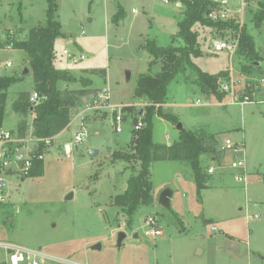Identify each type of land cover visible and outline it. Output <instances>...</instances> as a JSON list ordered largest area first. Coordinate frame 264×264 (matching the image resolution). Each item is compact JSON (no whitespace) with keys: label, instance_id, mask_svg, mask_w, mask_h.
Listing matches in <instances>:
<instances>
[{"label":"rangeland","instance_id":"374dc122","mask_svg":"<svg viewBox=\"0 0 264 264\" xmlns=\"http://www.w3.org/2000/svg\"><path fill=\"white\" fill-rule=\"evenodd\" d=\"M263 2L249 0L245 17L257 60L214 51L213 32L196 24L200 55L190 56L196 69L187 66L167 85L163 112L176 117L184 129L208 130L220 143L217 160L201 159L206 170H214L207 187L199 190L190 168L180 162H154L149 170L154 203L129 216L114 199L142 170L140 161L124 158L134 154L132 131L139 122L145 125L148 108L135 91L140 77L156 74L162 67L146 46H186L178 35L184 8L164 0H0V77L19 80L6 92L3 128L18 131L20 118L11 106L19 93L35 92L30 58L10 42L26 40L30 30L47 24L50 14L61 32L53 41V66L77 79L90 78L91 90H109L110 104L73 112L69 127L45 151L43 176L8 177V195L0 203V241L80 264H264V87L259 86L264 79V23L258 29L253 21ZM119 10L124 17L116 22ZM64 51L85 59L74 62ZM9 61L12 67L7 68ZM25 69L28 76H22ZM198 69L210 75L232 71L239 93L254 84L252 100L243 106H223L215 97H207L196 84ZM58 88L78 89L80 84L59 82ZM116 115L122 117L119 133ZM33 119V115L28 118L30 130ZM79 133H87V138L74 144ZM179 137L176 125L155 111L152 143L172 144ZM226 140L241 152L222 151ZM66 143L74 144L71 159L64 154ZM91 150L98 151L96 156H90ZM239 160L245 162V183L236 180L238 171L230 167ZM165 189L173 192L169 209L159 204ZM68 194L72 198L66 201ZM150 217L156 227L147 226ZM157 229L162 234L154 236ZM121 231L127 238L118 249ZM136 231L139 237L133 239ZM227 236L239 243V255L225 248ZM97 244L101 249L93 250Z\"/></svg>","mask_w":264,"mask_h":264},{"label":"trees","instance_id":"16d2710c","mask_svg":"<svg viewBox=\"0 0 264 264\" xmlns=\"http://www.w3.org/2000/svg\"><path fill=\"white\" fill-rule=\"evenodd\" d=\"M207 2L206 0L183 1L184 18L179 22L178 35L185 41L186 46L183 48H162L157 47L155 43H149L146 46L154 56V60L161 62L162 67L161 71L156 74L140 77L135 91L136 97L144 98L148 102V108L143 117L144 127L138 131L135 129L132 131L131 147L134 154H128L124 158L128 161L134 159L140 161L142 170L138 176L128 181L127 190L114 199V204L129 216L135 214L138 207L142 205L149 206L154 203L149 175L150 167L154 162L176 161L186 165L190 168L198 189L201 190L207 187L210 180L208 169L206 170L202 165V157L211 156L216 160L218 159L220 143L213 134L203 128L196 131L184 129V131L179 132V140L171 145L154 144L151 141L152 118L155 111L174 125L177 126L179 123L176 121V117L164 113L162 106L167 98V85L178 72L184 71L187 66H191L194 71L196 69L190 61L192 54H195V56L200 55V50L196 47L197 36L193 27L196 24H202L207 26L211 32L234 27L230 24H216L207 21L203 16ZM122 17H124L123 11L119 10L114 20L118 22ZM253 21L258 29L262 27L264 23V2L260 4ZM60 34V23L50 14L47 24L30 30L26 40H11L12 42H10L14 49L23 50L29 56L34 75L35 92L41 97H46L39 105H35L30 100L31 94L26 92L18 94L11 110L20 118L18 132L21 135L28 132V118L33 115L34 137L38 140L50 139L53 141L55 137L69 127L73 112L84 107L89 97L92 99L97 96V90H91L92 81L90 78L81 77L77 79L70 72L58 70L53 66V41ZM239 53L253 60L259 58L247 29L243 31ZM98 73L105 74L102 71ZM195 73H197L196 84L201 92L209 98L215 97L222 103L226 98V94L220 90L219 79H226L228 72L210 75L198 69ZM18 81V79L6 80L0 77V128L5 116L6 92ZM59 82L79 83L80 88L60 90L58 88ZM246 94L252 95L250 90ZM134 119L136 123L138 117ZM45 148L47 147L42 144L39 150L42 151ZM44 171L45 161H40L34 168L31 177H41L44 175ZM227 238L234 240L230 236H227Z\"/></svg>","mask_w":264,"mask_h":264},{"label":"built area","instance_id":"2783aa9c","mask_svg":"<svg viewBox=\"0 0 264 264\" xmlns=\"http://www.w3.org/2000/svg\"><path fill=\"white\" fill-rule=\"evenodd\" d=\"M183 1L194 2L195 0H164L166 4L174 2L176 6L184 8ZM208 1L206 9L203 13L204 18L216 24H230L234 27L226 28L222 31L215 30L213 32L215 39L211 43L214 51H227L232 58L240 49L242 34L244 29H247L245 17L249 0H206ZM136 13V11L134 10ZM74 62L83 61L84 55L74 56L67 51H64ZM74 56V57H73ZM6 67H12V62H7ZM220 90L226 94L225 100L221 103L223 106L240 105L243 106L252 100V95L239 93L236 87V80L232 75V71H228V77L219 79ZM260 87H264V79L259 83ZM254 84H248L246 90L253 91ZM253 94V93H252ZM46 97H41L37 92L31 95V102L39 105ZM200 103V101H198ZM88 110H99L101 108H109V90L103 89L97 92V96L92 98L90 103L85 104ZM116 131L121 132L119 124L122 122V117L115 116ZM144 127L142 122L135 126V130H140ZM87 138V133H79L75 136L74 144H81ZM54 140H38L34 137L33 130L29 129L25 135H21L18 131L14 132L3 127L0 128V203L4 202L9 190V176H21L23 178L31 177L37 163L45 160V151L53 145ZM44 145L45 149L39 150L40 145ZM66 143L63 146L64 154L67 159L72 158L73 145ZM234 149V144L231 140H226L222 151ZM236 153H240L237 148ZM238 171L236 180L238 182H246L245 162L239 160L233 162L230 166ZM209 174H213V168L208 170ZM146 224L149 228L155 227L157 222L154 217L147 219ZM212 230H215L213 227ZM158 230H153V235H161ZM80 264L70 260H64L52 256L40 249L27 248L12 242L0 241V264Z\"/></svg>","mask_w":264,"mask_h":264},{"label":"water","instance_id":"95a60500","mask_svg":"<svg viewBox=\"0 0 264 264\" xmlns=\"http://www.w3.org/2000/svg\"><path fill=\"white\" fill-rule=\"evenodd\" d=\"M30 74L29 70L28 69H25L22 73V76H28ZM143 115V111L140 110L139 111V116L141 117ZM177 130L179 132L181 131H184V126L183 124L181 123H178L177 126H176ZM98 153V151L96 150H91L90 151V156L94 157L96 156V154ZM172 196H173V192L171 189H165L161 194H160V197H159V204L161 206H163L164 208H167L169 209L171 207V200H172ZM72 198V194H68L66 196V201L70 200ZM139 237V234L138 232H134L133 234V239H137ZM127 238V235L125 232L121 231L117 234V244H116V247L118 249H121L122 247V244L124 242V240ZM225 248L228 249V250H231L235 255H239V250H240V246H239V243L238 242H235V241H230V240H227L226 243H225ZM93 250H100L101 249V245L100 244H97L95 246L92 247Z\"/></svg>","mask_w":264,"mask_h":264},{"label":"crops","instance_id":"0c3cea01","mask_svg":"<svg viewBox=\"0 0 264 264\" xmlns=\"http://www.w3.org/2000/svg\"><path fill=\"white\" fill-rule=\"evenodd\" d=\"M221 104V103H220ZM167 145H171V144H167ZM212 160L215 161L216 159L212 157ZM213 168V167H212ZM211 169V168H210ZM162 233V232H161ZM230 240V239H228ZM230 241H234V240H230ZM236 242V241H235Z\"/></svg>","mask_w":264,"mask_h":264}]
</instances>
